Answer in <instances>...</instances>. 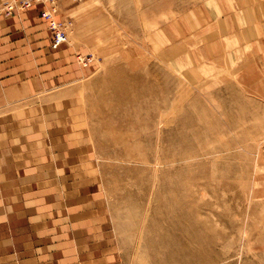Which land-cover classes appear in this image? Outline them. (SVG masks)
Segmentation results:
<instances>
[{"label":"rangeland","instance_id":"1","mask_svg":"<svg viewBox=\"0 0 264 264\" xmlns=\"http://www.w3.org/2000/svg\"><path fill=\"white\" fill-rule=\"evenodd\" d=\"M56 19L63 49L39 19L0 67V151L46 155L41 208L93 211V264H264V0H58Z\"/></svg>","mask_w":264,"mask_h":264},{"label":"crops","instance_id":"2","mask_svg":"<svg viewBox=\"0 0 264 264\" xmlns=\"http://www.w3.org/2000/svg\"><path fill=\"white\" fill-rule=\"evenodd\" d=\"M37 15V11H29L21 20L15 17L0 20V67L9 70L17 52L13 48L24 42L26 35L40 41L42 33H36V30L42 25ZM1 148L4 149L0 151V251L6 250L7 254L0 255V264H61L64 254L71 257L75 241L82 245L84 264H90V261L93 264V211L66 217L62 209L57 208V203L49 210L41 208L40 188L51 180L46 171L50 166L46 155L30 150L22 159L21 152L12 151L9 145ZM77 221L82 225L76 224Z\"/></svg>","mask_w":264,"mask_h":264},{"label":"built area","instance_id":"3","mask_svg":"<svg viewBox=\"0 0 264 264\" xmlns=\"http://www.w3.org/2000/svg\"><path fill=\"white\" fill-rule=\"evenodd\" d=\"M57 7L58 0H0V20L37 11L39 19L45 23L50 33L49 49L58 51L68 44V29L64 22L56 19ZM93 62L91 56L75 55V63L81 69L88 68Z\"/></svg>","mask_w":264,"mask_h":264}]
</instances>
